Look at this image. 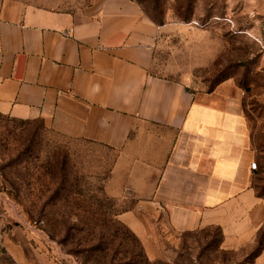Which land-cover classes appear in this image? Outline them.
<instances>
[{
	"label": "crops",
	"instance_id": "crops-1",
	"mask_svg": "<svg viewBox=\"0 0 264 264\" xmlns=\"http://www.w3.org/2000/svg\"><path fill=\"white\" fill-rule=\"evenodd\" d=\"M249 8L264 23V0ZM171 14L158 22L139 0H0V113L106 149L105 189L130 203L119 219L151 258L176 254L183 233L218 227L237 249L264 226L239 88L197 92L156 72L161 38L180 28ZM12 235L18 263L60 264L23 228Z\"/></svg>",
	"mask_w": 264,
	"mask_h": 264
},
{
	"label": "rangeland",
	"instance_id": "rangeland-1",
	"mask_svg": "<svg viewBox=\"0 0 264 264\" xmlns=\"http://www.w3.org/2000/svg\"><path fill=\"white\" fill-rule=\"evenodd\" d=\"M139 1L156 21L168 20L171 10L180 25L160 40L158 74L197 92L225 80L241 91L249 134L263 158L253 184L264 199V47L252 36L264 32V23L249 12L253 0ZM109 170L103 147L75 142L41 119L0 113V264H20L9 251L19 227L60 264H257L264 256L263 226L253 243L237 249L222 247L218 227L183 233L176 254L151 258L119 219L131 205L107 193Z\"/></svg>",
	"mask_w": 264,
	"mask_h": 264
},
{
	"label": "built area",
	"instance_id": "built-area-1",
	"mask_svg": "<svg viewBox=\"0 0 264 264\" xmlns=\"http://www.w3.org/2000/svg\"><path fill=\"white\" fill-rule=\"evenodd\" d=\"M230 19V18H229ZM228 19V20H229ZM230 21H232L231 19H230ZM195 26H197V25H199L200 23L199 22H197V21H194V23H193ZM253 36V38L262 46V47H264V32H260V33H257V34H254V35H252ZM251 168L252 169H257L258 168V163H257V161H252L251 162Z\"/></svg>",
	"mask_w": 264,
	"mask_h": 264
},
{
	"label": "trees",
	"instance_id": "trees-1",
	"mask_svg": "<svg viewBox=\"0 0 264 264\" xmlns=\"http://www.w3.org/2000/svg\"><path fill=\"white\" fill-rule=\"evenodd\" d=\"M258 255V254H257Z\"/></svg>",
	"mask_w": 264,
	"mask_h": 264
}]
</instances>
